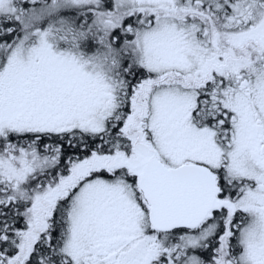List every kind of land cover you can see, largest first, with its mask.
Masks as SVG:
<instances>
[{
  "label": "snow or ice",
  "instance_id": "snow-or-ice-1",
  "mask_svg": "<svg viewBox=\"0 0 264 264\" xmlns=\"http://www.w3.org/2000/svg\"><path fill=\"white\" fill-rule=\"evenodd\" d=\"M0 264H264V0H0Z\"/></svg>",
  "mask_w": 264,
  "mask_h": 264
}]
</instances>
